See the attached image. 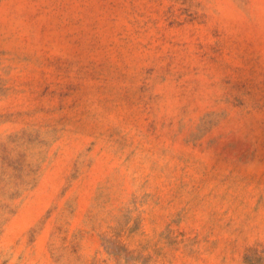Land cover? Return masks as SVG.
<instances>
[{"label":"rangeland","instance_id":"rangeland-1","mask_svg":"<svg viewBox=\"0 0 264 264\" xmlns=\"http://www.w3.org/2000/svg\"><path fill=\"white\" fill-rule=\"evenodd\" d=\"M0 264H264V0H0Z\"/></svg>","mask_w":264,"mask_h":264}]
</instances>
